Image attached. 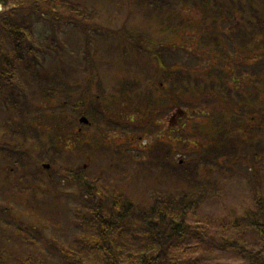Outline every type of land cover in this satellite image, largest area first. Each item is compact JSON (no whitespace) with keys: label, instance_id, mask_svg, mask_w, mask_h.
Wrapping results in <instances>:
<instances>
[{"label":"rangeland","instance_id":"1","mask_svg":"<svg viewBox=\"0 0 264 264\" xmlns=\"http://www.w3.org/2000/svg\"><path fill=\"white\" fill-rule=\"evenodd\" d=\"M77 1L88 9L86 19H83L88 28L84 31L76 23L62 19L55 21L56 26L49 24L48 27V23L43 21L34 27L36 35L45 46L49 44L47 36L52 30L57 38L58 45L55 50L50 46L46 49L37 46V55L40 56L37 59L46 69L54 68L55 59L58 57L64 65L73 69V85L67 88L65 96L61 97L75 104L66 106L68 112L61 118V124L58 122L57 128H62L64 121L67 123L73 117L78 118L84 114L90 122L93 121V126L80 124L82 134L95 132L98 136L97 140L82 136V146L79 150L64 151L68 155L65 163L83 164L87 172L98 178L103 186L123 189L134 197H146L150 189L160 181V172L156 165H149L158 153L159 143L163 142L161 146L164 148L172 143V159L176 162L192 160L198 151L195 143L209 142L211 135L208 129L219 106L206 95L197 100L189 98L186 94L178 105L172 102L173 104L162 107L160 102H157L161 98L157 99L163 88L169 93L170 82L163 76H156L159 69L166 68V75L175 69L178 73H188L190 76L202 74L200 71L189 70L200 69L204 64L202 59L206 54L202 51L201 40L215 44L211 41L210 37L213 36L210 33L218 27H234L221 19H204L201 6L192 4L195 0H186V3L178 1L175 8L181 19H173L167 14L144 16L142 11L145 12L146 9L130 0ZM226 1L229 6L230 0ZM230 5L231 13L237 11V15L242 18L251 19L254 13L253 18L257 16L264 19V0H235L234 3L230 1ZM236 6L238 8H234ZM2 9L0 6V10ZM206 10L212 18L215 9L209 6ZM230 36L233 35L230 33ZM230 36H221L220 40L225 51L221 52V55L225 57L227 54V61H220L219 54L216 57V64L219 66L216 73L227 74L226 79L241 74L237 71L238 68L241 70L261 64V59L264 58L259 50L249 52L251 47L236 38L232 41ZM143 44H148L153 51L152 57L146 56L148 52L144 50ZM259 46L263 47V44L260 43ZM86 56L90 58L89 63H86ZM212 61H208L207 65H211ZM259 69L263 71L264 66ZM259 75V78L264 77V73ZM17 78L23 86L21 90L27 92L29 97L32 86L29 87L26 76L20 73ZM79 85L86 90L83 99L76 92L75 87ZM258 85L259 80L257 83L245 81L246 87L253 88ZM14 90L17 91L18 88ZM143 94L146 95L142 96ZM30 96L34 101L32 115L37 116V119H31L29 124H32V130L40 132L41 140H47L49 135H54L50 132L55 129L54 120L50 119L48 114L51 110L61 107L60 100L46 102L31 94ZM146 96H151V101ZM90 97L99 103L91 114L85 112H92L89 108L92 101L87 103ZM6 103L7 100L0 97V132L7 140L3 141L8 143L14 140L10 137L16 128H11V125L16 124V121L8 122L14 112L10 111L11 107ZM184 104H191L192 112L189 108L185 109ZM220 105L226 106L224 102ZM145 108L149 114L144 119L139 118V115H142L140 110ZM203 109L211 112L210 122V114L200 115ZM111 111L113 113L108 114ZM130 114L134 116L132 121ZM182 122L186 123L184 127ZM21 126H27V123H21ZM237 130L239 131V128ZM31 135L33 140L39 142L37 134ZM15 137L20 142L15 148H22L32 154L40 148V143L30 146L26 140L21 141L24 138L29 139L28 133L26 136L22 135L23 138L18 135ZM4 142L0 141V145L6 144ZM238 144L247 147L246 143L238 141L237 146ZM251 150L246 148L247 152ZM259 151L264 152V148ZM51 154L55 155L54 151L50 150L47 158L52 162L51 170L55 171L50 173V177L58 180L64 168L59 170L58 162L55 163L57 159H52ZM167 159L169 161L168 157ZM36 160V165L29 168V156L25 158L27 169L21 171L20 164H8L5 155L0 152V235H3L0 244L4 242L10 249V255L6 256L8 261L29 252H36L45 255L55 264L58 257L47 248L50 238L69 244L73 236L80 235L74 216L75 187L62 183V179L56 187L52 186L43 176L45 182L35 184L29 180V191L24 192L15 186L11 188L10 183L16 180L15 176L21 174L16 172L29 175L32 174L29 170L37 173L41 170L45 174L48 173L42 167V163L47 161L43 157ZM239 161L240 159L225 165L220 170L197 169L199 175L213 179L216 184L215 187L209 188L210 197L202 203L198 212L190 217L192 232L186 233L180 247L173 249V260L169 264H244L239 253L220 246V236L223 234H228L247 248L258 247V237L253 230L243 225L231 228L228 224L233 216L237 215L238 218L250 205V183L256 180L261 182L264 192V165L252 168L248 165L251 164L248 159L238 163ZM202 164L200 163V166ZM161 182L163 185H159L160 187L172 186L175 176L169 180L161 174ZM23 185L26 187V183ZM22 228L26 232H23ZM16 229L21 230L16 232Z\"/></svg>","mask_w":264,"mask_h":264},{"label":"trees","instance_id":"2","mask_svg":"<svg viewBox=\"0 0 264 264\" xmlns=\"http://www.w3.org/2000/svg\"><path fill=\"white\" fill-rule=\"evenodd\" d=\"M130 1L146 9L145 12L142 11L144 16L167 14L173 19H181L175 8L178 1L186 3V0ZM200 1H192V4L201 6L204 19L206 17H210V21L221 19L234 28L218 27L210 33L213 37L210 35L209 37L215 44L201 40L202 51L206 54V57L202 59L204 64L200 69L189 68V70L200 71L202 74L194 75V77L188 73H178L175 69L166 75V68L159 69L156 76L168 79L170 87L169 93L164 88L162 89L157 100L161 98L160 100L163 101L157 102H160L162 107L172 102L178 105L186 94L189 98L197 100L205 95L215 100L219 106L213 123L208 129L211 138L208 143L207 141L206 143H195L198 149L196 157L184 163L172 159V143L168 142L165 149L161 146L163 142H160L156 157L149 162V165L155 164L160 172L159 184L153 186L146 197H134L123 189L103 186L98 178L87 172L83 164L65 163L68 155L64 151L71 148L79 150L82 146L80 144L82 136L94 140H97L98 136L95 132L80 135L76 127L78 124L76 117L68 120L67 123L64 121L62 128H57L58 122L61 124V118L68 112L66 106L75 104L61 97L65 96L66 89L73 85L71 81L73 69L64 65L60 57L55 59V66L52 69H46L37 59L40 57L39 54L37 55L39 51V49L36 50L37 46L40 45L43 49L50 46L55 50L58 44L52 30L47 36L49 44L43 45L35 33L36 24L44 21L49 27V24L53 26L56 20L62 19L65 22L76 23L84 31L88 28L83 23L88 9L77 0H0V6L3 8L0 10V97L7 100V106L11 107L10 111L13 110L16 117V119L14 116L8 118V122L16 121V124L11 125V128H16L15 133L12 131L10 137L14 140L6 143L7 140L0 132V141H6L4 142L6 144L0 145V150L6 155L8 164H18L20 161V165L26 169L25 158L28 156L29 168L40 157H43L52 167V162L47 158L51 150L55 153L51 155L52 159H57L55 163L58 162L59 170L62 171L61 169L64 168L58 180L50 177V173L55 171L51 170V167L46 174L41 170L38 171L40 173L29 170L32 173L29 175L16 172L21 174L15 176L16 180L12 181L10 186L26 192L29 191V180L38 184L45 182L43 178L45 176L52 186L56 187L63 181L62 183L75 187L74 216L80 235L73 236L69 244L53 240V237L50 238L47 248L58 257V262L55 264H169L173 260V249L180 247L186 233L192 232L190 217L198 212L202 203L210 197L209 188L215 187L216 184L213 179L199 175L197 169L220 170L225 165H230L239 159L238 163L248 159L251 163L248 165L252 168L264 165V152L259 151L260 148H264V77L259 78V73H264V70L259 69L260 66H264V58L261 59V64L241 70L238 68L237 71L241 74L230 79H226L227 74L216 73L219 69L216 64L218 54L220 61H227V54L225 57L221 55V52L225 53L224 46H221V36H230L231 33L232 41L236 38L242 44L252 48L249 52L259 50L260 54L264 55V36H262L264 35V19L257 16L253 18L254 13L251 19L238 16L237 11L231 13L230 1L234 3L235 0H230L229 6L226 0ZM209 6L215 9L212 18L206 10ZM75 16L81 18L77 19ZM254 41L256 44L253 45ZM260 43L263 47L259 46ZM143 48L148 52L146 56L149 57L150 52L144 44ZM208 61H212L209 66ZM89 62L90 58L86 56V63ZM20 73L26 76L29 87L32 86V90L30 89L32 96L46 102L54 99L60 100L61 107L51 110L48 114L50 119L54 120L55 129L50 132L54 135H49L47 140H41L40 132L31 129L32 124H29V121L37 119V116L32 115L34 107L32 97L30 94L28 97V93L21 90L23 86L17 78V74ZM248 80L256 83L259 80V85L253 88L252 86L246 87L245 81ZM15 88L18 90L15 91ZM75 88L80 98L83 99L86 93L84 87L79 85ZM78 88L80 90L77 91ZM147 97L151 101V96ZM221 102H224L226 106L222 107ZM87 103H90L89 108L92 110L98 105L93 97L92 99L90 97ZM183 107L189 108L188 110L192 112L191 104H184ZM140 113L142 115H139V118L142 119L149 114L147 108L140 110ZM202 113L203 115L210 114L208 117L210 122L211 112L203 109L200 115ZM133 117L129 115L130 120H133ZM21 123H27V126H21ZM181 125L184 127L186 123L182 122ZM27 133L29 139L24 138L21 141L26 140L30 146L40 143L39 150L34 154L14 147L20 143L15 136L23 138L22 135L26 136ZM31 134H37L39 142L33 140ZM238 141L246 143L247 147L252 150L247 152L244 144L237 146ZM200 163L203 164L200 166ZM211 164L215 166L210 167ZM161 174L169 180L175 176V183L172 186L160 187L159 185H163ZM23 183H26V187ZM250 188V205L239 214L238 218L237 215L233 216L228 224L231 228L243 225L253 230L258 237V247L247 248L228 234L220 236V246L239 253L244 264H264V192L261 182L257 180L250 183ZM22 231L26 232L24 229ZM1 239H3L2 234L0 241ZM7 255H10V249L3 242L0 244V264H54L45 255L36 252L16 257L13 261H8Z\"/></svg>","mask_w":264,"mask_h":264},{"label":"water","instance_id":"3","mask_svg":"<svg viewBox=\"0 0 264 264\" xmlns=\"http://www.w3.org/2000/svg\"><path fill=\"white\" fill-rule=\"evenodd\" d=\"M80 120H82V121H86V118H85V117H81Z\"/></svg>","mask_w":264,"mask_h":264}]
</instances>
